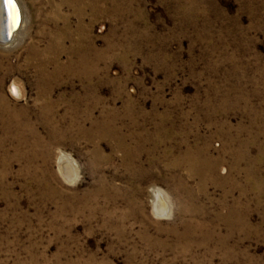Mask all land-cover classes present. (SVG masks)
I'll return each instance as SVG.
<instances>
[{"label": "rangeland", "instance_id": "1", "mask_svg": "<svg viewBox=\"0 0 264 264\" xmlns=\"http://www.w3.org/2000/svg\"><path fill=\"white\" fill-rule=\"evenodd\" d=\"M17 2L0 264H264V0Z\"/></svg>", "mask_w": 264, "mask_h": 264}, {"label": "bare ground", "instance_id": "2", "mask_svg": "<svg viewBox=\"0 0 264 264\" xmlns=\"http://www.w3.org/2000/svg\"><path fill=\"white\" fill-rule=\"evenodd\" d=\"M16 3L18 4L17 0ZM18 7L20 11L19 22L17 21V18H15V15L11 12V9L4 5L3 0H0V44L3 46H9L10 44H12L13 40H15L14 38L19 32L20 28L22 27L23 16L19 4ZM14 21H16V24L17 23L19 24L18 29L14 33L13 30H11V32L9 33L8 28L11 27L10 25ZM15 27L16 26H14L13 29H15ZM11 93L17 98L22 97L20 90L14 85H12ZM59 166L65 176L73 178V176L76 173L75 166L69 159L67 158L63 159L62 163H60ZM154 196H155V203H154L155 210L158 213V215L164 216L165 213L167 212V206L165 205L164 198L161 195V193H159L157 190L154 192Z\"/></svg>", "mask_w": 264, "mask_h": 264}, {"label": "snow or ice", "instance_id": "3", "mask_svg": "<svg viewBox=\"0 0 264 264\" xmlns=\"http://www.w3.org/2000/svg\"><path fill=\"white\" fill-rule=\"evenodd\" d=\"M3 2L6 7L11 9V12L15 15V18L18 19L16 0H3Z\"/></svg>", "mask_w": 264, "mask_h": 264}, {"label": "water", "instance_id": "4", "mask_svg": "<svg viewBox=\"0 0 264 264\" xmlns=\"http://www.w3.org/2000/svg\"><path fill=\"white\" fill-rule=\"evenodd\" d=\"M17 12H18V19H17V21L19 22V19H20V18H19L20 11H19L18 4H17ZM18 25H19V24H18V23L16 24V21H14L13 23H11V25H10L11 27L8 28V32L10 33L11 30H13V33L16 32V30L18 29ZM14 26H16L15 29H13Z\"/></svg>", "mask_w": 264, "mask_h": 264}]
</instances>
